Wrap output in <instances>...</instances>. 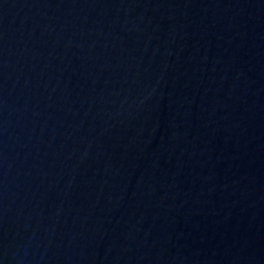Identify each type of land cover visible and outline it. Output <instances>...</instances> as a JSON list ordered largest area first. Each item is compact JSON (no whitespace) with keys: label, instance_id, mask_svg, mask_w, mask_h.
Here are the masks:
<instances>
[{"label":"water","instance_id":"obj_1","mask_svg":"<svg viewBox=\"0 0 264 264\" xmlns=\"http://www.w3.org/2000/svg\"><path fill=\"white\" fill-rule=\"evenodd\" d=\"M0 264H264V0H0Z\"/></svg>","mask_w":264,"mask_h":264}]
</instances>
